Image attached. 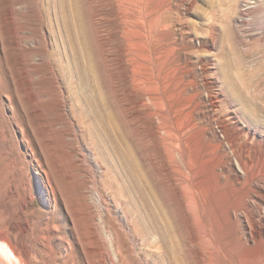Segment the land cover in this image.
<instances>
[{"label":"rangeland","instance_id":"1","mask_svg":"<svg viewBox=\"0 0 264 264\" xmlns=\"http://www.w3.org/2000/svg\"><path fill=\"white\" fill-rule=\"evenodd\" d=\"M145 64L156 80L165 75L173 107L189 103L191 91L196 95L201 124L190 146L195 152L197 141L203 166L224 153L235 159L227 140L236 135L251 148L249 157L264 159V129L236 118L239 103L231 95L260 107L264 120V0H0L3 264L171 263L118 156L98 155L93 136L99 134H89L79 115L99 133L119 127L168 207L185 264H264L260 234L248 248H237L232 235L224 239L227 256L207 242L191 245L196 226L182 191L153 163L144 122L130 121L126 94ZM93 106L101 118L112 113L116 124L92 116ZM247 185L244 179L232 188ZM256 188L264 193V184ZM263 199L252 200L254 209L239 202L243 209L232 214L240 235L264 211ZM221 206L208 219L218 239L229 230Z\"/></svg>","mask_w":264,"mask_h":264},{"label":"bare ground","instance_id":"2","mask_svg":"<svg viewBox=\"0 0 264 264\" xmlns=\"http://www.w3.org/2000/svg\"><path fill=\"white\" fill-rule=\"evenodd\" d=\"M146 67L147 69L144 70L145 72L133 77L130 82L133 84V87L129 90V93L126 94L133 105L130 109V119H132L130 121H132V123H136L137 121L140 122V120L144 122V127H142L145 134L144 136L146 137L145 144L149 147L154 146L156 152L153 163L163 169V172L168 176L170 182L176 183L177 190L182 191L181 193L184 197L185 204L192 212V221L196 226L195 234H193L190 242L191 245L199 247L202 243L207 242L215 246L220 253L227 256L226 254H228L229 251L226 250L222 241L228 239L231 235L233 236V242L237 248H248L250 244L256 242V237H258L259 234L262 237L261 241L264 240V211L262 212L259 209L256 215L254 214L252 223L248 221L250 231L245 236L238 233L239 231L237 229H239L238 226L240 223L236 222L237 219H235V216L237 214H232L238 211L240 213V210L243 209L240 207L242 202H244V209L246 207L254 209L255 206H252V200L264 198V193L259 192L256 188L260 184H264V159L255 162L249 157L248 155L251 152V148L247 145L245 147L242 146L240 144L241 137L236 135L233 138L228 136L229 139L227 140L234 148L233 154L235 155V159L224 153L222 154V158H213L203 166L202 161H200L201 157L197 141H193L192 143L195 152L191 153L190 146V137L193 135L190 134L193 130L197 131L196 128L200 127L201 124L197 104L192 103L196 95H193L191 91L188 94L189 96H187L190 101L189 103L173 107L170 103V95L165 75L156 80L155 76L149 71V67L147 65ZM83 80L87 81L84 78L82 81ZM231 95L239 103L238 114L236 113L238 116L236 118L240 121L242 119H248L250 120L249 123H251L254 128L263 130L264 120H262L260 116V107L253 106L250 101L248 102L246 98L244 99L241 94L235 91H233ZM91 108L93 109L92 116L96 119L104 122H113V125L116 124L113 121L112 113L101 118L97 115V108L94 106ZM79 117L81 119L80 124L89 134H99L98 136L96 135L98 138H94V136L91 135L94 140L96 139L94 145L98 155L102 157L105 156L107 153L106 151H111L118 156L120 165L124 169L126 179L129 185L134 189L139 200L143 203L140 207H143L144 210H146L144 212L149 214V218L151 219L150 222H152L151 224L153 225V234L159 237L164 252L169 256L170 264H185L184 257L182 256L184 247L175 230L168 207H166L158 193L147 181V176L142 172V168L140 169L139 162L136 161L137 158H134L132 151L126 144L127 141L124 136L119 133V127L117 128V125H114V129L104 127L103 131L99 133L95 129L94 124L90 123L86 125L82 115H79ZM99 136L102 137L100 138ZM246 136L252 139L250 134ZM244 142L246 143V141ZM123 144L124 146L126 145V149H124L125 147L123 148ZM212 147L217 148L215 144ZM104 152L106 153L104 154ZM107 158H109V156ZM106 163L109 171L113 169V164L109 159ZM235 167H238L239 171L245 175L250 174V181L247 180L248 176L246 179L243 174H239V171ZM255 168H258V170L255 171ZM230 172L235 175L232 181L229 180V175L227 174ZM244 179L247 184L249 183V185L246 186V191L244 189L245 192L243 189H236L238 187L232 188L233 185L244 184ZM215 204L222 205V219L227 229H229L228 233H222L219 239L217 231H214V225L208 221V219L213 216V206H215ZM200 206L202 207L201 209ZM256 216L258 217L257 219ZM238 220L240 221V219ZM203 222L204 226H201L200 224H203ZM202 227L204 228V232H201ZM6 245L7 248L10 247L8 243ZM0 248L4 253L6 248L4 246ZM27 256L30 257L31 255L29 256L27 252ZM241 260L245 261L246 256L242 255ZM30 263L32 262L30 261ZM0 264H3V262L0 261ZM157 264H161V261L158 260Z\"/></svg>","mask_w":264,"mask_h":264}]
</instances>
